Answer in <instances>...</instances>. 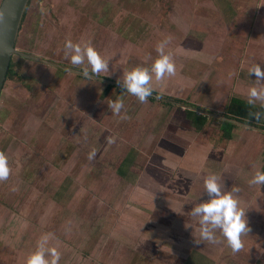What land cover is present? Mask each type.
Listing matches in <instances>:
<instances>
[{
    "label": "rangeland",
    "instance_id": "obj_1",
    "mask_svg": "<svg viewBox=\"0 0 264 264\" xmlns=\"http://www.w3.org/2000/svg\"><path fill=\"white\" fill-rule=\"evenodd\" d=\"M213 1L227 9L225 0ZM213 1L202 0L201 4H212ZM228 1L236 5L235 8L231 6L232 11L227 14L229 27L235 31L242 25L246 30L243 23L246 25L245 19L252 18V13L248 14L249 9L241 7L243 0ZM246 2L257 4L258 0ZM161 4L160 0H33L18 47L22 51L71 64L70 57L65 56V41L71 40L81 46L91 44L109 62L108 69L100 74L123 80L124 74L133 67L150 66L158 56L157 45L167 38L165 50L173 54L175 74L161 80H156L153 74L150 85L152 90L156 88L168 96L166 89L176 88L172 83L183 80L185 71L192 73L190 67L194 62L185 61L183 54L176 56V51L170 47L173 44L169 43L172 34L176 32L179 36L183 33L189 22L188 15L178 21L180 25L175 23L172 27L173 21L166 22L162 11L165 8ZM178 7H171L168 16L172 18ZM183 11L186 12L184 8ZM163 15L164 24L160 21ZM221 15V21L226 20ZM148 27L155 32L151 31L149 35ZM132 32H135L138 47L126 41ZM159 32L160 42L144 48L137 42L141 35L150 39L153 35L157 37ZM245 39L244 42L248 43L250 36ZM77 66L90 70L86 61ZM13 70V78L6 82L0 101V151L6 154L10 169L8 177L0 180V264H26L28 254L36 249L40 238L49 233L46 246L59 252L58 264H254V260L264 264V203L260 204L259 198L264 196V184L249 183L256 170H262L260 163L252 170L239 171L240 183L232 182V186L240 189L236 195L242 194L239 199L246 209L251 230L242 234L244 246L235 253L218 230L217 242L205 243L208 245L203 248H198L194 242L193 236L198 238V231L193 232L192 227L198 230L195 224L198 220L190 212L193 206L206 199L204 188L188 186L181 189L176 178L168 179L167 183L172 182V185L156 180L153 185L152 179L142 178L147 169L151 174H157L153 169L164 167L159 163L156 165L158 152L162 155L163 145L170 150L177 142L188 148L186 157L198 163V166H192V162L187 158L183 161L180 154L181 162L164 155L170 165L180 164L178 167L184 177L192 170L203 175L198 176L200 181L211 173L222 176L231 155L228 148H221V143L218 144L220 148L217 146V137L222 133L221 124L208 122L209 125L199 127L196 134L184 121L186 113L178 102L169 105L165 103L167 101L149 97L141 102L118 86L109 89L108 82L88 79L18 53L13 59ZM217 70L193 72L194 76H204V79L213 73V86H201L195 94H184L180 96L183 100L180 102L197 101L200 102H195L198 107L211 111L206 105L213 106V111L223 114L225 101L234 91V94L242 93L248 97L251 87L245 84L244 74L241 78L239 74L236 82L231 84L223 81ZM235 70L225 71L233 75ZM246 72L249 73L248 69ZM21 75L26 77L25 83L19 79ZM89 83L100 84L90 86ZM210 90L216 93L215 100L221 98L220 103L206 104L214 100ZM179 94L183 93L179 91ZM98 95L100 100L106 99L96 110L93 107ZM118 97L123 99L124 107L120 114H114L108 104ZM211 125L219 126V130ZM72 127L79 133H86L84 140L92 143L88 147L95 146L94 140L100 135L96 130L102 128L106 135H101V142L109 140V144L100 146L104 147L103 154L99 155V146V149H84L79 142L83 137H73ZM55 129L60 133L58 138L53 134ZM251 132L255 138L261 133L257 130ZM212 139L217 146L212 149L213 156L220 161V167L216 168L206 165L208 154L203 146L212 147ZM144 148H147V154H152L149 159L153 162H147L141 173L144 167L133 164L135 159L129 161L125 157L144 153ZM93 151L94 155L89 158ZM121 156L125 160L122 161ZM234 157L235 160L228 162L238 160L237 152ZM135 165L139 166L137 173ZM117 170L123 178L120 175L118 178L122 181L114 186L111 179L115 178L113 175L118 173ZM126 170L130 172L127 174ZM95 174H101V180L95 178ZM223 179L228 180L224 175ZM224 180L223 189L228 188ZM150 185L153 189L147 191L151 190ZM175 186H178L176 191ZM38 202L42 204L38 206ZM155 225L162 226L156 228ZM146 227L161 233L153 236ZM228 258L230 262L226 260Z\"/></svg>",
    "mask_w": 264,
    "mask_h": 264
},
{
    "label": "crops",
    "instance_id": "obj_2",
    "mask_svg": "<svg viewBox=\"0 0 264 264\" xmlns=\"http://www.w3.org/2000/svg\"><path fill=\"white\" fill-rule=\"evenodd\" d=\"M192 1H193V3H192ZM192 1L191 0H178V3H176L177 0H160V3H162L161 5H163V8H165V9H162V11L165 14V17L167 19L166 22L168 23V21L170 22L172 20L173 21L172 27L175 26V23L180 25V23L178 21L181 20L182 17L184 18L185 14L188 15L189 22L187 23V26L183 28L184 29L183 33H179V36L176 35V32L174 34H172V38L170 39L169 43L173 44L170 47L174 48V50L176 51V56L178 54H183L182 57L183 56L185 57L184 58V59H186L185 61H190L189 63H192L191 61L194 62V63H192V65L190 67L192 73H190V72L187 73L185 71V73H183V75H182L183 80H180L179 82H176L177 81L176 80L175 82H173L172 85L175 84L176 88L170 87V88H168V90L166 89V93L168 95L166 97L170 96L169 98L173 99V97H178V96H179L178 98H180V96H183L184 94H186V95L191 94V93L195 94L196 91L201 86L203 87L206 85H210V87L212 88L213 85H211V80H213V78H211V76L213 75V73L208 75L207 78L205 77V79H204V76H202V77L201 76H194V74H193V72H196V71H202L201 73H204L205 69H208V71H209V69H212V68L213 69L215 68V71L218 69L217 71H219V74L221 75L223 81H229L232 84V83L236 82V78L239 76V74H240V78L242 77L241 75L244 74L245 76H244L243 80L245 81V84L247 85V87L257 86V80L253 81L252 79H250V78L256 79L255 74L254 73L249 74L246 72V70L249 68V66L251 64H254V63H259L261 65H264V0H258V3H257L258 6L255 2H246V0H243L244 1L242 3L243 6H241V7L248 8L249 9L248 14L252 13V18L249 17V18L245 19L246 25H244V23H243V26L247 27L246 30L244 28H242V25H240L239 28H237L235 31L231 27H229V22L227 20L229 18H228L227 14H228V11L229 12L232 11V7L235 8L236 5L231 4V2L228 0H225V2L227 3L228 6H226L227 9H224L222 6L220 7L219 5H217L216 2L213 0H212L213 1L212 4H201L202 0H198V1L192 0ZM239 1L242 2V0H239ZM2 2H3V0H0V6H1ZM175 5H177L179 7L176 9V12L173 14L174 17L172 16V18H171V15L168 16V13H169V10L171 9V7H174ZM210 5H212V6H210ZM229 6H230V8H229ZM209 7H211V8H209ZM181 8H182V10H180ZM183 8L186 10V12L183 11ZM171 14H172V12H171ZM221 14H223V17L226 18V20L221 21V18H222ZM165 17L163 15V17L160 20L162 22V24H164ZM177 28H179V27H177ZM146 31H148V33L150 31L149 35H151L152 33L155 32L152 30V27H148V30H146ZM151 31H152V33H151ZM134 33L135 32H132V34L129 35L132 38L131 37L129 39L127 38L126 41L129 44H131L133 46L136 45L138 47L139 43H136V41H135L136 36H134ZM190 34L192 36H190ZM196 35H197V38H196ZM245 36L246 37L250 36V39H248V41H247L248 43L244 42V39L246 38ZM139 37H138L139 40L137 42H140L141 48H144V47H148L149 45H152L153 42H160L161 34L159 32L157 37H155L153 35V37L152 38L150 37V39L145 34L141 35ZM242 39H243V42H242ZM150 43H152V44H150ZM186 44H190V45H186ZM115 45H117V43H115ZM145 52H147V49L145 50ZM242 63H243V67H241ZM237 64H238V66H237ZM67 65L82 69L81 67H78L77 65H72V64H67ZM230 69H236L235 73L233 75L231 73L227 72ZM65 70H67V69H65ZM225 70H227V71H225ZM72 72H74V71H72ZM74 73H76V72H74ZM76 74H80V73H76ZM80 75H82V74H80ZM95 79H97V78H95ZM97 80L102 81V82H106V81H103L100 79H97ZM89 84H91L90 86H93V85L100 84V83H89ZM108 84L109 83H107V86H108ZM115 86H117V85H115ZM100 87L101 86H99V88H98L99 93L101 92ZM118 87H120V86H118ZM113 88H117V87H113ZM153 89L154 90H152V91L158 92L160 95H163V93H164V92H161L160 90H158L156 88H153ZM121 90H123V89H121ZM179 91H181L183 94H179ZM234 92H233V94L229 95L228 100L226 99V101H225L226 107L223 108L224 112H223V114L221 113L222 115H226V113L229 112V107L231 105V102H232V99L234 96H238L242 100L248 102L249 97H245L242 93L234 94ZM209 94H212L213 99L216 97V93H212L211 90H210ZM163 96H165V95H163ZM101 98H103V97L101 96ZM103 99H106V98H103ZM103 99L100 100V96L98 95L97 100L95 101V105L93 108L96 110L101 108V106L103 104L102 103ZM175 100L178 101V104H180L179 100H177V99H175ZM219 100H221V98H218L217 100L214 99L213 101L207 102L206 104H209L212 106V103H214V104L220 103ZM164 101H167L165 103H168L169 105L172 103H177V102H171V101H168L165 99H164ZM189 102H191V101H189ZM195 102H197V101H195ZM195 102H191L192 104L189 103V105L195 106L199 109L187 107L183 104H180V105H182L180 107H182V110H185V113H186L185 114L186 118H184V121L188 122V125L191 126L190 129H192V132L197 134L196 130H198L199 125H198V123H196L195 118L192 119L188 116V110L187 109H189V108L197 111L199 114L208 115V119H207V123H206L207 125H209L208 122H210V124H212V123L221 124L220 127L222 130V133L221 134L219 133V135L217 137V146H218V144L221 143L220 146H221V148H223V150H225L226 148L229 149L231 157H228V161H230V160L232 161V159L235 160L234 156H235V152H237L238 160H236V162H228L227 161V163H226L227 166L226 165L224 166L225 168H223V175L225 176L226 179L228 178V180H224L223 175L220 176L219 179H220L221 184H222V181L224 180L225 182L227 181L226 185L228 188L230 186L232 187V185H233L232 182L233 183H238V182L240 183V177L238 176L239 171L242 172V170H245V168L252 170L259 163L262 166L264 165V131L259 130L257 128L250 127V126H246V125H243L240 123V125L235 127L233 130V134H234L233 138H227L225 136V129L223 127V123H220L219 121L216 122L215 119H212V118H222V117H218L216 115L208 113V111H210V110H205V109L198 107V104H200V102H197L198 104ZM181 103L187 104V102H181ZM252 104L262 111V115H261L262 118L261 119H263V122H264V101L255 100ZM206 106L209 109H211V112H215V111H213L214 110L213 106L212 107H210L208 105H206ZM209 114H211L212 116H209ZM222 119H225V118H222ZM260 124H262V122H258L257 126L264 128V127L260 126ZM254 125H256V124H254ZM211 126L215 129L219 130V126H217V125H211ZM201 127H203V126H201ZM72 128H73V130L71 132V135L73 137L79 136V139L81 137H83L82 139H80L79 142H82L84 149H87V148L92 149L94 147L99 149L100 146L109 144V140H104V142H101V139H102L101 135H106V133H104L105 131H102V128H100V129L98 128L97 130L95 129L96 132L100 133V135H99L100 137L98 136L99 138L97 137V139L94 140V141H96V143H95V146H93V147L92 146L88 147L92 143L84 140L86 133H83V134L79 133L76 131L75 127H72ZM251 130H257V131H260L261 133H260V135L256 136V138H255V136L251 135L253 133V132H251ZM247 131L249 133H247ZM53 134L56 135V138H58L60 135V133L56 129H55ZM151 134L147 137L148 139L151 138ZM109 136H111V135H109ZM97 142H98V144H97ZM215 144H216L215 141L212 139V147L213 148L209 147V145L207 147H206V145H203L204 148L206 149L207 154H208L207 159H206V161H207L206 165H211L212 168L218 167L219 166L218 162H220L219 159H217L215 156H213L214 153L212 152V149L217 147V146H215ZM235 145H236V148H234ZM97 146H99V147H97ZM103 148L100 147L99 155L103 154L102 153L104 151ZM171 148L172 149L167 150L166 145H163L164 153L162 155H160V153L158 152V154H157L158 155L156 157L157 160L155 159V162H157L156 165H158V163H159V164H162V166H164L161 170L153 169L154 173H157L159 175L153 174V173L151 174L150 172H148V169H147L146 174L142 178H146V180L150 179V181L152 179V181L155 183L153 185H156L155 180L163 182V183L165 181V184L172 185V182L167 183L168 179L171 178V180H174V178H176L175 181L177 182V185H179L181 189H182V187L186 188V187L190 186L192 188V186H195L196 189L201 187V188H204V190H206L204 187V183H202L203 180L200 181L199 177H198L199 175H202V174L197 173V171L192 170V171H190V174H185V177H184L182 175V171H181L182 169L180 167H178V165H180L179 163L175 162V164L170 165L168 163V161L166 160V157L168 156L171 158L173 157L174 160L177 162H181L182 158H178L179 157L178 154H180V155H183V157H184L183 161H187V159H189V157L188 158L186 157V155L188 156V152H187L188 148L187 147L183 148L182 143L180 145L179 142L174 143ZM218 148H220V147L218 146ZM205 149H203V150H205ZM161 150H162V148H161ZM161 150H159V151H161ZM183 150H186V153L182 154ZM143 151H144V153H140L137 156L135 155V156H126L125 157V159L129 160V161L131 159H135L132 162L133 164L139 163L140 165H142L144 168L142 169L141 173H143L145 171L146 166H147V162H149V161L153 162L152 160H150L152 158V154H147V152H146L147 148H144ZM120 154H122V153H120ZM164 155H166V157ZM121 157H122V159H121L122 161L125 160V159H123V156H121ZM137 157H139V159H137ZM147 159H148V161H147ZM197 159H199V158H197ZM200 159L202 161H204L202 158H200ZM189 161L192 162V163L190 162L192 166H195V165L198 166L197 165L198 163L194 162L193 159L190 158ZM236 163H238V166H236ZM135 167H136V165H135ZM135 167H134L135 173H137V170H139V166L136 168ZM109 171H111V169ZM130 171H131V167H130ZM130 171L126 170L124 172H126L128 174ZM186 172H188V171H186ZM111 174H114V173H111ZM120 175L123 178V175L120 174L118 171V173L116 172L113 175L115 178H112V179L110 178L112 180V182H114V186H117L119 184V182L122 181L121 180L122 178L121 179L118 178ZM189 176H190V178H189ZM95 178H97L98 180H101V174H95ZM150 186H151V190L148 189L147 191H152V189H153L152 185H150ZM176 188H178V186H175V188H174L175 191L177 190ZM228 188H224V189L227 190ZM150 196H153V195L151 194ZM237 196L241 198L242 194L239 193ZM165 197H167V196H165ZM259 198L261 200L260 204L263 205L264 196L261 195V196H259ZM206 199H207V197H206ZM41 204H42V202H38V206H40ZM261 214H263V212H261ZM31 220L33 221L32 218H31ZM195 224H196V227L199 228L198 222ZM186 225H185V228L187 227ZM161 226L162 225L156 226V228H161ZM193 228H194V226H193ZM172 229H173V227H172ZM146 231H148L150 233L152 232L151 229L148 227H146ZM156 231L159 233H156V232H152V233L155 235H160L161 232L159 230H156ZM205 243L210 244L206 240H205V242L201 241L198 244V248H203L204 246L208 245ZM244 244L247 245V243H244ZM215 246L218 248L217 245H215ZM232 253H235V252H232ZM226 260H228V262L231 261L230 258H228ZM242 260L243 259H241L239 263H241ZM253 262H254V264H262L261 261H258V260H254ZM230 264H231V262H230ZM232 264H234V262H232Z\"/></svg>",
    "mask_w": 264,
    "mask_h": 264
},
{
    "label": "clouds",
    "instance_id": "obj_3",
    "mask_svg": "<svg viewBox=\"0 0 264 264\" xmlns=\"http://www.w3.org/2000/svg\"><path fill=\"white\" fill-rule=\"evenodd\" d=\"M168 39L162 40L157 45V58L150 66H135L124 74L123 80L117 82L128 93L135 95L141 102H144L152 94L150 81L153 74L156 80H161L165 76L175 74L176 66L172 52L166 51L165 46ZM65 56L70 57L72 65H82L87 62L88 67H83L81 74L88 79H94L109 67L108 59L91 44L81 46L66 40L64 43ZM243 67V63L241 65ZM249 74L254 73L257 86L248 90V103L255 100L264 101V65L259 63L251 64L248 68ZM114 114H120L124 107L122 98H117L108 104ZM124 118V117H122ZM94 155V151L89 154V158ZM8 158L0 151V180H4L9 175ZM207 199L202 200L191 208V216L197 218L199 228L198 238L194 237V242L199 244L201 241L215 243L218 240L217 230L224 237L227 245L233 252L243 247L241 236L250 231L247 223L246 209L241 205L239 197L236 195L240 191L238 186H232L230 190L222 188L220 179L216 173H211L204 178ZM250 184H264V170L257 169L249 181ZM188 227V226H187ZM192 232V235H193ZM51 234L43 235L36 249L27 258L26 264H58L59 252L55 248L47 247V242Z\"/></svg>",
    "mask_w": 264,
    "mask_h": 264
},
{
    "label": "water",
    "instance_id": "obj_4",
    "mask_svg": "<svg viewBox=\"0 0 264 264\" xmlns=\"http://www.w3.org/2000/svg\"><path fill=\"white\" fill-rule=\"evenodd\" d=\"M32 2L33 0H3L0 6V100L3 91L5 89V85L8 79L9 71L14 56L17 53L36 61L49 63L51 65L81 74L82 69L80 68L70 65H65L59 61L56 62L54 60L45 58L36 53L22 51L18 47V42L21 37L22 30L24 28V24ZM99 75L100 76H97L95 78L121 87V85L117 82L116 79L110 78L102 74ZM151 95H155L161 99H165L171 102H178L172 98L160 95L158 92L152 91ZM179 103L187 107L199 109L195 106L186 103H181V102ZM208 113L264 131V128L258 127L257 125L254 124L242 122L241 120L229 117L227 115H222L220 113L211 112V111H208Z\"/></svg>",
    "mask_w": 264,
    "mask_h": 264
},
{
    "label": "trees",
    "instance_id": "obj_5",
    "mask_svg": "<svg viewBox=\"0 0 264 264\" xmlns=\"http://www.w3.org/2000/svg\"><path fill=\"white\" fill-rule=\"evenodd\" d=\"M14 70H13V62L9 71V75H8V79L13 78L12 74H14ZM19 79L21 80V82H26V77L25 76H19ZM113 87H117L111 83L108 84V88H113ZM122 88V87H120ZM124 90V88H122ZM150 99L152 100H158L160 99L159 97L155 96V95H150L148 96ZM164 100V99H163ZM177 100L179 101H183L180 98H177ZM187 104H192L189 101H186ZM188 110V116L190 118H195L196 123H198V127L204 126L207 123V119H208V115L206 114H199L197 111L189 108ZM227 116L232 117V118H236L238 120H241L242 122H246V123H250V124H256L258 125V122H262V124H260V126L264 127V122L262 118V111L260 109H258L257 107H255L252 103H248L244 100H242L241 98H239L238 96H234L231 102V105L229 107V112L226 113ZM217 119L220 123H223V127L225 129V136L227 138H233L234 134H233V130L235 127H237L238 125H240V123L228 120V119H222V118H215ZM262 170H264V165L262 167ZM151 235L155 236V234H153L151 232ZM157 236V235H156Z\"/></svg>",
    "mask_w": 264,
    "mask_h": 264
},
{
    "label": "flooded vegetation",
    "instance_id": "obj_6",
    "mask_svg": "<svg viewBox=\"0 0 264 264\" xmlns=\"http://www.w3.org/2000/svg\"><path fill=\"white\" fill-rule=\"evenodd\" d=\"M22 31H23V30H22ZM51 60H54V61L58 62V61L55 60V59H51ZM61 63H63V62H61ZM63 64L67 65L66 63H63ZM56 67H57V66H56ZM59 68H61V67H59Z\"/></svg>",
    "mask_w": 264,
    "mask_h": 264
}]
</instances>
